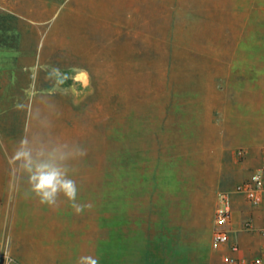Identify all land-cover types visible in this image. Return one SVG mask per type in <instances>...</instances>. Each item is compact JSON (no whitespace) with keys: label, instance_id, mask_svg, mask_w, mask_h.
Returning <instances> with one entry per match:
<instances>
[{"label":"rangeland","instance_id":"rangeland-1","mask_svg":"<svg viewBox=\"0 0 264 264\" xmlns=\"http://www.w3.org/2000/svg\"><path fill=\"white\" fill-rule=\"evenodd\" d=\"M65 14L52 26L48 99L40 84L38 107L1 134L0 264L206 261L197 225L214 224L211 197L195 202L192 177L213 152L210 103L264 88V0H138L128 20L119 14L133 27L103 23L83 61H66ZM10 67L0 59V74ZM22 141L86 149L67 162L80 213L63 195L57 206L26 195Z\"/></svg>","mask_w":264,"mask_h":264},{"label":"crops","instance_id":"crops-1","mask_svg":"<svg viewBox=\"0 0 264 264\" xmlns=\"http://www.w3.org/2000/svg\"><path fill=\"white\" fill-rule=\"evenodd\" d=\"M137 3L138 0H62L56 10V0H0V59L12 62V67L0 74V138L7 126L21 125L33 107H38L40 84L45 90L41 96L46 100L49 97L56 58V31L52 26L62 5H66L62 19L63 29L66 28V61L72 59V54L83 61L89 59L84 54L91 51L85 46L96 45L95 40L88 41L86 37L95 36L105 22L114 28L133 27L120 24L119 14H130ZM83 66L79 63L84 70L81 74L91 75ZM240 93L238 99L229 96L209 102L213 114L219 115L212 123L213 152L208 155L207 165H200L194 173L190 193L203 206L204 198L211 197L214 223L219 194L232 192L233 214L230 243L218 247L213 244L214 224L207 225L199 218L197 226L207 233V259L200 264H231V259L254 264L264 257V201L253 206L235 193L238 184L264 170V88H244ZM234 244L238 245L237 251L232 250Z\"/></svg>","mask_w":264,"mask_h":264},{"label":"clouds","instance_id":"clouds-1","mask_svg":"<svg viewBox=\"0 0 264 264\" xmlns=\"http://www.w3.org/2000/svg\"><path fill=\"white\" fill-rule=\"evenodd\" d=\"M86 155L81 147L68 148L67 145L53 148L45 152L34 151L26 141L21 142V149L16 159L23 161L28 176V194H34L39 202L48 206H57L58 198L63 195L71 202V206L80 213L86 205L77 203L78 187L76 181L69 176L68 161Z\"/></svg>","mask_w":264,"mask_h":264},{"label":"built area","instance_id":"built-area-1","mask_svg":"<svg viewBox=\"0 0 264 264\" xmlns=\"http://www.w3.org/2000/svg\"><path fill=\"white\" fill-rule=\"evenodd\" d=\"M235 193L242 195L253 206H259L264 201V170L256 171L251 178L238 184ZM232 192H222L218 196V205L214 218L213 244L215 247L230 243V225L232 221ZM237 251L238 245H232ZM231 264H244L242 261L231 259ZM254 264H264V257L258 258Z\"/></svg>","mask_w":264,"mask_h":264}]
</instances>
